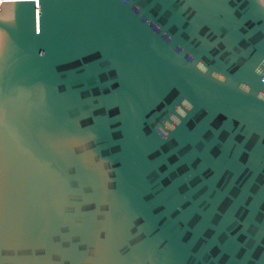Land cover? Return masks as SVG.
<instances>
[{
	"label": "water",
	"instance_id": "1",
	"mask_svg": "<svg viewBox=\"0 0 264 264\" xmlns=\"http://www.w3.org/2000/svg\"><path fill=\"white\" fill-rule=\"evenodd\" d=\"M0 264H264V0H1Z\"/></svg>",
	"mask_w": 264,
	"mask_h": 264
},
{
	"label": "built area",
	"instance_id": "2",
	"mask_svg": "<svg viewBox=\"0 0 264 264\" xmlns=\"http://www.w3.org/2000/svg\"><path fill=\"white\" fill-rule=\"evenodd\" d=\"M0 3H1V0H0Z\"/></svg>",
	"mask_w": 264,
	"mask_h": 264
}]
</instances>
